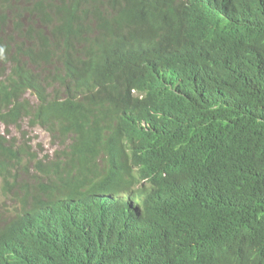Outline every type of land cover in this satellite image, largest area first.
Here are the masks:
<instances>
[{
	"label": "trees",
	"instance_id": "obj_1",
	"mask_svg": "<svg viewBox=\"0 0 264 264\" xmlns=\"http://www.w3.org/2000/svg\"><path fill=\"white\" fill-rule=\"evenodd\" d=\"M0 79V126L27 120L64 146L50 166L0 134V264L51 250L39 232L60 264H264V0H0ZM179 161L225 176L188 199L109 200Z\"/></svg>",
	"mask_w": 264,
	"mask_h": 264
},
{
	"label": "clouds",
	"instance_id": "obj_2",
	"mask_svg": "<svg viewBox=\"0 0 264 264\" xmlns=\"http://www.w3.org/2000/svg\"><path fill=\"white\" fill-rule=\"evenodd\" d=\"M203 23L206 26L205 34H215L216 32H218L219 25L214 20L205 19V20H203ZM60 81L65 86L61 89L59 96H60V98L65 99L67 97V93H68L66 88L70 87V85L71 86H76V85L74 82H72L73 79L68 74L62 75L60 77ZM132 93L137 94L138 92H137V90L134 89V90H132ZM31 97L35 99V103H32V101L30 99ZM81 97L83 99H81ZM81 97L79 94H77L76 100L82 101L87 106L89 104L88 99L87 98L85 99L83 94L81 95ZM23 98H24L23 99L24 101L29 102L32 106H35L38 103V96L36 95V93L34 91H31V90L27 91ZM94 120H95V115H94ZM24 124H26L27 127L30 129L36 128V127H30L28 121L26 120V121L21 122L17 126H12L9 128L1 125L0 126V134H3V135L9 134L8 138L11 141V140L15 139L12 137V130L13 129L21 130L22 126ZM97 127L100 128L101 135L109 134L108 131L104 128V126L102 124H99ZM37 128H40L50 138H52L46 130H44L43 128H41L39 126H37ZM15 140L17 143H19V141L17 139H15ZM24 140L26 141V143H28L30 145L29 140H26L25 138H24ZM30 146L33 147L32 145H30ZM54 148H56V150H55V154L53 155V159L49 161L50 166L53 162L56 161V155H57L58 150L64 148V146H62L60 143H58L57 147H54ZM132 151H135V152L142 154L141 152H139L136 149L127 148V154L126 155L129 157L130 154L132 153ZM206 157H207V159H210V160H215L217 158V156L213 152V150L206 153ZM47 160H49L48 156H47ZM143 164L146 168H150V163L145 156H144ZM175 168H176L175 171L172 170L169 173L164 174L162 177L156 176V180L154 183L151 182L150 180H144V181H141L139 184H137L135 187H133L132 190H130V191L119 190V191L113 193L108 198L112 202L121 203L127 209H130V208L137 209L140 206V201L136 197V192L139 191L140 189H143L144 187L150 188L152 186H162L163 188L166 189V192H167V197L165 200L166 201H176L178 199H188V198H192L194 196H197L200 193V191H204L205 185H206L207 181H209V179H212V185H211L209 192H215L217 190L218 180L221 177L225 176L224 167L221 164L219 165L218 173L215 175H211V174L206 173L204 171L194 172L190 168L185 169L182 166V161H179L178 165ZM57 184L62 185L61 182H57ZM4 223H5V221H3L1 225H3ZM109 225H110V216H109L108 211H106L105 213H102L98 217V220L93 225H91L87 228L86 233L88 235L90 232L105 231L109 227ZM2 227L3 226H1V228ZM224 232H225V230L222 229V231L214 233V234H212V236H213V238L220 237ZM36 235H38L45 242L49 243L52 246V249L51 250L37 249L36 251H32L30 253L31 264H60V260L57 256L55 248L52 244L51 238L49 236H47L46 233H44V232L36 233ZM102 239H103V237H101V240ZM258 259L260 260V262L263 263V261H264V250L259 251Z\"/></svg>",
	"mask_w": 264,
	"mask_h": 264
},
{
	"label": "rangeland",
	"instance_id": "obj_3",
	"mask_svg": "<svg viewBox=\"0 0 264 264\" xmlns=\"http://www.w3.org/2000/svg\"><path fill=\"white\" fill-rule=\"evenodd\" d=\"M9 72H11V69H9ZM30 99L32 103H35L34 98L31 97ZM12 137L17 139L20 144H22L23 142H26L24 138L26 140H29L30 145L34 146L36 151H39V158L43 160L44 164H48L49 161L53 159V155L55 154V150H56V148L54 147H57V146L52 145L51 138L40 128L36 127V128L30 129L27 127L26 124H24L21 130L19 129L12 130ZM46 156L49 157V160H45ZM10 206H12L11 210H13L14 212H16L19 207V205H16V204L11 205V201H10ZM2 222L0 223V229H1Z\"/></svg>",
	"mask_w": 264,
	"mask_h": 264
}]
</instances>
